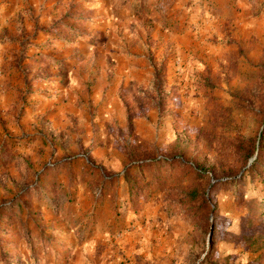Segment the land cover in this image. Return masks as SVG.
Segmentation results:
<instances>
[{"label": "rangeland", "instance_id": "obj_1", "mask_svg": "<svg viewBox=\"0 0 264 264\" xmlns=\"http://www.w3.org/2000/svg\"><path fill=\"white\" fill-rule=\"evenodd\" d=\"M157 206L264 264V0H0V264H128Z\"/></svg>", "mask_w": 264, "mask_h": 264}, {"label": "crops", "instance_id": "obj_2", "mask_svg": "<svg viewBox=\"0 0 264 264\" xmlns=\"http://www.w3.org/2000/svg\"><path fill=\"white\" fill-rule=\"evenodd\" d=\"M161 207L147 208L143 213V223H135V229L121 241L128 264H186L183 243L184 232H178L177 225L166 222ZM184 231V230H183ZM180 233V235H178ZM97 241L91 245L97 246ZM99 245V244H98ZM122 259V258H119ZM94 264H117L97 259Z\"/></svg>", "mask_w": 264, "mask_h": 264}, {"label": "trees", "instance_id": "obj_3", "mask_svg": "<svg viewBox=\"0 0 264 264\" xmlns=\"http://www.w3.org/2000/svg\"><path fill=\"white\" fill-rule=\"evenodd\" d=\"M125 177H127V175L125 174ZM128 178V177H127ZM107 188H106V186L105 187H103V191L106 193L107 192ZM195 203H197V205H198V211H197V215H203V214H205L206 213V211L207 210H210V207H209V204H208V201L206 200V199H204V200H198V199H196L195 200ZM250 209H251V211L253 212V213H259L260 211H262L263 210V207H262V205H261V203L260 202H258V201H255V203L254 204H252V206L250 207ZM254 240H256V242H259V241H261V242H264V234L263 235H258V236H256L255 238H254ZM264 245V244H263ZM264 246H262V248H263Z\"/></svg>", "mask_w": 264, "mask_h": 264}, {"label": "water", "instance_id": "obj_4", "mask_svg": "<svg viewBox=\"0 0 264 264\" xmlns=\"http://www.w3.org/2000/svg\"><path fill=\"white\" fill-rule=\"evenodd\" d=\"M212 233H213V230H211V232H210V237L212 236Z\"/></svg>", "mask_w": 264, "mask_h": 264}]
</instances>
